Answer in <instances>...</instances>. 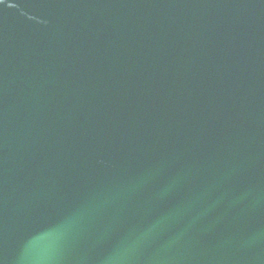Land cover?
Here are the masks:
<instances>
[{
    "label": "water",
    "instance_id": "1",
    "mask_svg": "<svg viewBox=\"0 0 264 264\" xmlns=\"http://www.w3.org/2000/svg\"><path fill=\"white\" fill-rule=\"evenodd\" d=\"M0 264H264V0H0Z\"/></svg>",
    "mask_w": 264,
    "mask_h": 264
}]
</instances>
